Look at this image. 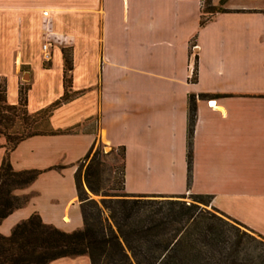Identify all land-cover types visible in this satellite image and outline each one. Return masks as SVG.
Segmentation results:
<instances>
[{
    "label": "crops",
    "instance_id": "0c3cea01",
    "mask_svg": "<svg viewBox=\"0 0 264 264\" xmlns=\"http://www.w3.org/2000/svg\"><path fill=\"white\" fill-rule=\"evenodd\" d=\"M207 1L212 11L204 0H0L6 101H17L23 66L27 111L58 97L64 47L78 93L48 119L54 128L83 123L76 132L27 136L9 151L13 169L41 171L14 189L27 200L0 220L1 233L32 212L62 230L80 227L74 171L101 142L123 147L125 192L208 194L264 235V0ZM3 143L0 135V160ZM73 263L90 264L85 254L47 264Z\"/></svg>",
    "mask_w": 264,
    "mask_h": 264
},
{
    "label": "trees",
    "instance_id": "16d2710c",
    "mask_svg": "<svg viewBox=\"0 0 264 264\" xmlns=\"http://www.w3.org/2000/svg\"><path fill=\"white\" fill-rule=\"evenodd\" d=\"M213 10V6L206 9ZM63 57L62 93L49 104L27 111V85L19 84L17 101L5 99L4 77L0 76V135L4 153L0 160V220L27 200L14 189L32 181L41 169H13L9 151L17 142L34 134L76 132L83 123L54 128L49 123L52 109L75 96L68 73L70 55ZM68 73V74H67ZM195 74V65H193ZM194 119L193 96H189L186 127L187 178L191 161V134ZM92 145L81 160L94 159L101 148ZM119 149L121 159L123 147ZM80 160V161H81ZM83 175L80 166L74 182L82 225L62 230L44 222L37 212L16 222L8 233L0 232V264H47L69 255L85 254L90 264H264V235L210 204L208 194L190 193L189 201L181 194L128 193L123 189L122 161L119 192L98 201L86 194L81 184L96 193L90 182V166ZM205 198V199H203Z\"/></svg>",
    "mask_w": 264,
    "mask_h": 264
},
{
    "label": "rangeland",
    "instance_id": "374dc122",
    "mask_svg": "<svg viewBox=\"0 0 264 264\" xmlns=\"http://www.w3.org/2000/svg\"><path fill=\"white\" fill-rule=\"evenodd\" d=\"M209 1L204 0L203 2V9H207L209 7ZM47 30V29H46ZM44 38L42 43L47 42V48L49 49V39L45 36V33H42ZM42 46V44H41ZM49 51V50H48ZM49 59V57H48ZM48 59H44L42 57V63H47ZM68 74V73H67ZM28 79V70L27 66H23L21 68V72L19 74V81H21V84L25 85V81ZM94 119L90 120V124L94 126ZM94 147L101 148V151L94 156V159L90 160V156L85 158L84 160H81L77 163V165L80 166V175L82 177L83 171L88 164H92L89 168L90 170V182L93 186L97 188V192L94 193L90 191L86 185L84 184L83 179L81 180V184L83 188L86 191V194L89 197L94 198L95 200H99L101 197H107L110 195H103L102 193H117L119 192V169L121 165V155L119 152V149L116 147H112L108 144L104 143H97ZM183 199L189 201L191 199L189 192H184ZM205 199V198H203ZM211 204H205L206 208H212L210 206ZM74 256V255H69ZM74 264V263H73ZM76 264H82V263H76Z\"/></svg>",
    "mask_w": 264,
    "mask_h": 264
},
{
    "label": "built area",
    "instance_id": "2783aa9c",
    "mask_svg": "<svg viewBox=\"0 0 264 264\" xmlns=\"http://www.w3.org/2000/svg\"><path fill=\"white\" fill-rule=\"evenodd\" d=\"M47 42L46 41L45 43H42V49H43V58L44 59H48L49 57V51H48V48H47ZM194 46V45H193ZM193 74V66L190 67V77L192 76Z\"/></svg>",
    "mask_w": 264,
    "mask_h": 264
},
{
    "label": "bare ground",
    "instance_id": "6f19581e",
    "mask_svg": "<svg viewBox=\"0 0 264 264\" xmlns=\"http://www.w3.org/2000/svg\"><path fill=\"white\" fill-rule=\"evenodd\" d=\"M66 219V218H65Z\"/></svg>",
    "mask_w": 264,
    "mask_h": 264
}]
</instances>
